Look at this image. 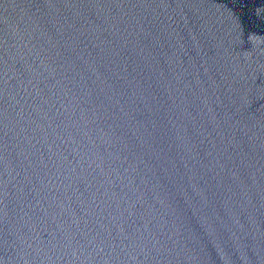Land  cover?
Here are the masks:
<instances>
[{
    "label": "water",
    "instance_id": "95a60500",
    "mask_svg": "<svg viewBox=\"0 0 264 264\" xmlns=\"http://www.w3.org/2000/svg\"><path fill=\"white\" fill-rule=\"evenodd\" d=\"M0 264H264V0H0Z\"/></svg>",
    "mask_w": 264,
    "mask_h": 264
}]
</instances>
